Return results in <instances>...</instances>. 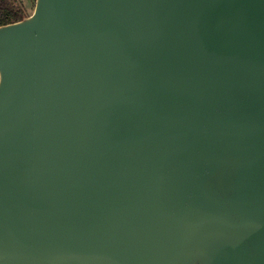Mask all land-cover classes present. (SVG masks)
<instances>
[{
  "label": "water",
  "instance_id": "1",
  "mask_svg": "<svg viewBox=\"0 0 264 264\" xmlns=\"http://www.w3.org/2000/svg\"><path fill=\"white\" fill-rule=\"evenodd\" d=\"M0 264H264V0L1 26Z\"/></svg>",
  "mask_w": 264,
  "mask_h": 264
},
{
  "label": "trees",
  "instance_id": "2",
  "mask_svg": "<svg viewBox=\"0 0 264 264\" xmlns=\"http://www.w3.org/2000/svg\"><path fill=\"white\" fill-rule=\"evenodd\" d=\"M28 17L24 8L15 0H0V27L19 22Z\"/></svg>",
  "mask_w": 264,
  "mask_h": 264
},
{
  "label": "rangeland",
  "instance_id": "3",
  "mask_svg": "<svg viewBox=\"0 0 264 264\" xmlns=\"http://www.w3.org/2000/svg\"><path fill=\"white\" fill-rule=\"evenodd\" d=\"M15 1L24 8L28 16L32 14L35 0H15Z\"/></svg>",
  "mask_w": 264,
  "mask_h": 264
}]
</instances>
